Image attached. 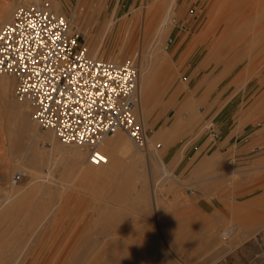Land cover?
I'll return each instance as SVG.
<instances>
[{"label":"rangeland","instance_id":"1","mask_svg":"<svg viewBox=\"0 0 264 264\" xmlns=\"http://www.w3.org/2000/svg\"><path fill=\"white\" fill-rule=\"evenodd\" d=\"M55 1L60 4L58 14L72 21L91 56L116 63L129 61L147 70L154 67L158 54L166 57L162 69L154 67L152 108L145 122L136 116L147 131L149 151L138 148L122 132L133 145L131 154L143 155L142 160L130 163V153L118 155L119 169H123L118 174L105 180L84 181L73 159L48 140L33 139L32 146H25L17 156L16 146L2 141L0 132V205L9 193L12 177L21 169L28 175L17 187L26 191L35 188L34 196L20 207L19 213L0 225V261L19 260L23 250H29L34 256L27 264H32L38 258L45 259L52 244L57 249L64 240L83 243L88 234L97 239V229L111 228L112 239L118 245L128 241L139 245L156 237L160 251L147 257H163L173 264H233L236 254L238 264H264V255L255 254L251 247L256 234L264 242V224L258 231L244 227L250 217H264V190L239 193L241 188L264 183V31L256 30V26L264 25V0H177L163 38L154 33L163 16V0ZM42 2H49L57 12L53 0H1L0 11L7 7L9 12L8 19L0 12V25L10 22L18 7ZM222 14L223 23L230 20L229 24L237 26L229 32L231 39L224 53L209 57L212 38L207 41L205 24L208 18L222 19ZM245 70L249 73L246 77ZM13 92L14 99L21 102ZM191 98L192 108H185ZM38 130L41 134L49 132ZM55 138L60 145L71 146ZM160 146L164 150L174 146L179 155L190 147H204L190 150L196 155L189 163L186 160L184 165H178L180 159H176L169 165L162 159L164 150ZM148 152L155 153L160 167L156 175ZM83 153L85 160L87 155ZM164 167L171 176L162 172ZM37 208L44 210L40 213ZM237 224L242 228L236 230ZM161 227L185 228L174 234L189 237L181 241L182 248L172 247ZM224 232H229L230 237ZM118 245L115 248L120 249ZM75 256L67 257L64 264L77 259Z\"/></svg>","mask_w":264,"mask_h":264},{"label":"built area","instance_id":"2","mask_svg":"<svg viewBox=\"0 0 264 264\" xmlns=\"http://www.w3.org/2000/svg\"><path fill=\"white\" fill-rule=\"evenodd\" d=\"M0 74L16 80L15 96L31 105L40 130L93 163L105 162L101 145L118 131L146 148L147 131L135 116L139 68L91 56L72 21L49 2L20 6L0 25ZM24 177L17 172L12 183Z\"/></svg>","mask_w":264,"mask_h":264},{"label":"bare ground","instance_id":"3","mask_svg":"<svg viewBox=\"0 0 264 264\" xmlns=\"http://www.w3.org/2000/svg\"><path fill=\"white\" fill-rule=\"evenodd\" d=\"M176 1L177 0H163V8H161V9H163L162 10L163 11L162 12L163 13L162 14L163 16L161 17V19L158 18L159 20H158L157 26H156V28L154 30L155 35H157L158 37L163 38L165 35H167V30H168L167 28L169 27V25L171 23V21H170V13H171L174 5L176 4ZM34 2H35V0H34ZM53 3H54V6H55V9L57 11L56 13H59L60 12V4H59V2L53 0ZM212 7H214V6H212ZM154 11L157 12V9L154 10ZM210 11L213 12L215 10L211 9ZM8 12L9 11H8L7 7L1 12V14H3V16H4V19H8ZM209 15H210V13H209ZM217 15L218 14L216 13L215 16H217ZM223 16H224V14H222V17ZM148 17H150V16H148ZM154 18H157V17L155 16ZM145 21L147 22V20H145ZM229 21L230 20H228V22L226 21L227 23H223V22H225L224 21V17L222 19L215 18L212 21H211V19L208 18V20H207V22L205 24L206 25L205 26V29H206V32H207V35H208V39L207 38L206 39L208 41L209 39L212 38V41L210 43V51L208 53L209 57L210 56H215L216 54H222L227 49L228 44H226V43H228V41H230V39H231V34H229V32H230L231 29L234 30L236 28V26H237L236 24H233L234 26L231 25L232 23H231V21L230 22ZM152 22H153V20H152ZM229 23H231V24H229ZM147 26H148V24H147ZM144 27H145V22H144ZM256 27H257L256 30L258 32H263L264 31V25L261 24V25L256 26ZM148 29L149 28L147 27V30ZM149 31H151V30H149ZM151 32H153V31H151ZM146 33H147V31H146ZM259 36H260V34H259ZM200 37H201V35L198 37V39H200ZM244 38L246 39V37H244ZM254 38H256V37L254 36ZM204 39H205V37H204ZM263 39H264V36L261 39V44L263 42ZM158 40H160V38H158ZM254 43H255V41H254ZM195 45H196V43H195ZM230 50H231V48H230ZM236 51H237V49H236ZM155 53H154V56H155ZM251 53H252V51H251ZM93 57H96V56H93ZM184 58H185V56H184ZM232 58H233V56H232ZM243 59H244V57H243ZM222 60H223V58H222ZM156 61H157L156 63L154 62L155 63L154 64V67L155 68L162 69V65L166 62V57L159 56V54H158ZM223 61H221V62H223ZM154 67L153 68H150L148 70L147 69H143V68L142 69L139 68L140 75H139L138 89H137V106L135 108V112H136V115L135 116H138L140 118V120H142L143 122H145V120L147 118L148 109H151L152 108L149 105H150V102H152L151 100L153 98L152 97L153 80L156 77V72L154 70ZM255 70H256V68H255ZM253 72H254V70H253ZM243 74H244V76L245 75H247V76L249 75V73L246 70H245V72ZM241 77H243V76H241ZM15 88H16V80L9 79L4 74H1L0 75V132H1V140L2 139H3L2 141H6L7 140L9 144L16 146L17 156L19 154H21V151H22V149L25 146H29V147L32 146L33 139H35V138H40L41 139L42 138V139L48 140L51 143V145H53L55 147V149L56 148L59 149L60 152L63 155H65V156L73 159L72 160L73 161V164H74L75 167H77V170H78L77 172H78V174L82 175L81 177L84 178V181H89L91 179L92 180H94V179L95 180L96 179L97 180H105L108 177H111L113 175L118 174L120 170H123L121 168L119 169L118 155H130L131 154L130 150H132L131 148H132L133 145L130 142V140L122 133V131H118L115 134L110 135L109 137L107 136L105 138L104 142L102 143V145H101L102 152L101 153H102V155L105 158V162L104 163H99V164L93 163L91 160H89L88 156H87V159L84 160L81 149H78L76 147H73L72 145L71 146H63V145H60L58 143V141H56V138H55L56 136H55V134L52 131H49L46 134H41L39 132L38 127H37V123L34 120V116L32 117L33 108L26 101L19 102V101H16L14 99V97H13L14 92L13 91H15ZM193 103H194V100L191 98V99H189V100H187L185 102V105L184 104L183 105H184L185 108H192ZM2 131H3V133H2ZM160 135L161 134H159L158 136H160ZM162 135H164V134H162ZM3 136H5V138ZM155 138H157V136H155ZM35 141H36V139H35ZM29 147H27V148H29ZM148 148H149V146H148ZM146 151H149V149L146 148ZM153 153L154 152H152V153H149L148 152L147 154L149 156L150 163H151V166L150 167H152L153 174L156 175L159 172V168L160 167L158 165L156 156L154 155L155 153L154 154ZM142 156L143 155L133 154L132 153L131 154L130 163H135V162L138 163V161L142 160V158H143ZM217 157L219 158V156H217ZM220 160H221V156H220ZM6 164H5V166H6ZM29 165H31V163H29ZM123 166H124V164H123ZM136 166L137 165H135L133 169H135ZM14 167H18V164H15ZM125 168H126V165H125ZM33 169L35 170V168H33ZM18 172H21V173H24V174L28 175L27 171H24L22 169L19 170ZM134 172L138 173L136 170ZM162 172L165 175L171 176V172H170V170L167 167L162 168ZM122 174H123V171H122ZM38 175H40V173ZM38 175H36V176H38ZM3 177H6V176H1V178H3ZM124 177H126V176H124ZM131 177H133V176L131 175ZM36 178L39 179L38 177H36ZM126 178H128V177H126ZM10 183H11V187H8L7 188V189H9V193L7 192L8 194L5 195L4 201L0 205V225L3 222H6L5 221L6 219H8L9 221L12 220L11 217L14 218L19 213L20 207L27 200H29L30 198H32L31 196L34 193L33 191H35V188H31L30 190H27V191H26V189H20L21 187L19 188V187H17V184L14 185L12 183V179H11ZM44 183H46V181H44ZM257 184L255 186L252 185V187H248L247 186V187L241 188L240 189V192H239L240 195L250 194V193L254 192L256 190V188L261 189V190H264V183L261 182L260 184H258V186H257ZM54 185H56V184H54ZM45 187L49 190L47 184H45ZM40 188H42V187H40ZM60 188H61V186H60ZM55 190H58V189H55ZM41 191H43V190H41ZM61 191H60V193H61ZM46 192H48V191H46ZM143 199H145V197ZM138 203L141 204L140 201ZM157 203H159V202L157 201ZM41 204H43L42 206H44V203H41ZM54 205L56 207V204H54ZM39 206H38V208H39ZM42 206H41V208H44L47 205H45L44 207H42ZM44 209H41V211H43ZM39 211L37 212L38 214H39ZM41 211H40V213H41ZM45 211H47V210H45ZM42 213H44V212H42ZM48 218H46V219L48 220ZM249 219L250 220L246 222V224H245L244 227H248L250 230H257L258 231V228H261V226L264 224V217L263 218L262 217H259V216L258 217H250ZM45 224H47V222ZM235 227H236V230H238L239 228H242V226L241 225H238V224ZM116 228H114V229H116ZM110 229L111 228H107V229H105V228H103V229L102 228H99V229H97V230H99L98 231V235H99L98 238H100V240H101V244H99V245H102V248L100 247L101 249L98 248V242H99L98 240L99 239L98 238H97L98 240L97 239H94L92 237V235L89 236V234H88L89 237L87 235L83 237L84 239H86V240L83 239V241H82L83 243H77V242H72V241L71 242H69V241L66 242L64 240L62 242V244L57 249L54 248V245L52 244V246L49 248V251L47 252L48 254L46 255V258H45L46 260L45 259H42V258H40V259L38 258V259H36V261H33L32 264H64V263H66V258L67 257H71V256H75V255H78L77 256V259H75V257H76L75 256L74 257L75 260L69 261V264H173L170 260L164 259L163 257L162 258H159V257H156L154 255L153 256H150V257L149 256L147 257L148 254H151V255L153 253L157 254L160 251V248L161 247L159 248L160 244H159V242L157 243L156 237H155L154 241H149L147 239V241L142 242L139 245H136L134 242L132 243L131 241L130 242L128 241L126 243L123 242V244L121 242V244L118 245L112 239L113 238L112 236L114 235V233H112V230L113 229H111V231H110ZM183 229H185V228H180V229H175L173 227H163L162 228V230L164 232V237L167 239V241H169L171 243L170 245H172V247L174 246V247H177L178 248L181 245V241H184V238L185 237H187V238L189 237L188 235H183V234L176 235V234H174V231L175 230L183 231ZM116 230H117V233H118V229H116ZM43 231H45V230H43ZM256 233L257 232H255V234ZM224 235L228 238V237H230L231 234L229 232H226V233L224 232ZM249 235L250 234H248L247 236H249ZM257 235L258 234H256V237H254V243H253V246H251V247H252V250L254 251L255 254L256 253H261L259 256H262V255H264V242L261 243L262 239L258 238ZM41 236L42 235H40V237ZM127 239L128 238H126V241H127ZM184 244L185 243L183 242V245ZM115 245H118V247L120 246L121 248L120 249L119 248H115ZM44 246H45V244H44ZM79 247H83L82 250L75 251V250H77L76 248H79ZM180 247L182 248V246H180ZM30 249H32V248H30ZM33 254L34 253H32L29 250H26V251L23 250V252L21 253V258H19V260L17 259L15 261L11 262V261H9L7 259H2L0 261V264H27L29 262V260L31 258H33V256H34ZM142 255H144V257H142ZM235 256H236V258L233 260V262H231V261L230 262L233 263V264H238V262H239V259L238 258L239 257H238L237 254ZM239 256H240V254H239ZM61 257H63V259H61ZM246 260H247V258H246ZM227 262L228 261L223 262L222 264H228Z\"/></svg>","mask_w":264,"mask_h":264},{"label":"crops","instance_id":"4","mask_svg":"<svg viewBox=\"0 0 264 264\" xmlns=\"http://www.w3.org/2000/svg\"><path fill=\"white\" fill-rule=\"evenodd\" d=\"M9 1L12 3H15V0H9ZM84 43L86 44V42H84ZM100 59H103V58H100ZM160 147H162V150H164L163 149L164 146H160ZM202 147H204V146H196V147L194 146L193 148L190 147L182 155H179L177 150L174 149V146H166V148L162 154V159L164 160V162H166V164H169V165L172 164L176 159H180L178 165H182L186 160L188 161L186 163H189L192 160V158L194 157V155H196V153L190 154L189 153L190 150L195 149V148H198V150H199V149H202ZM198 150H196V151H198Z\"/></svg>","mask_w":264,"mask_h":264}]
</instances>
